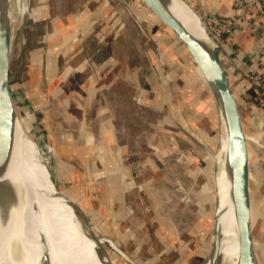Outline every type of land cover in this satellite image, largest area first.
Wrapping results in <instances>:
<instances>
[{"label": "rangeland", "instance_id": "374dc122", "mask_svg": "<svg viewBox=\"0 0 264 264\" xmlns=\"http://www.w3.org/2000/svg\"><path fill=\"white\" fill-rule=\"evenodd\" d=\"M25 2L20 12L16 1L10 2L11 21L8 23L10 90L15 111L26 133L42 152L43 160L57 189L64 198L73 202L85 221L87 218L96 237L104 241L107 238L105 229L93 223L97 215L87 214V212L89 208H91L89 212L94 211L92 207L100 208L103 204L104 191L109 190L110 180L122 177V181L126 183L123 188L131 187V190L139 188L136 191L142 198L141 208H139L143 210V213L146 212L145 215L150 216L154 227L158 228L164 224L162 221H166L168 214L167 225L175 227L180 232L178 236L186 245L197 248L202 242L207 243L205 257L199 259L191 257L188 260L191 264H204L215 236L211 226V222H214L212 215L215 194L213 157L217 149L221 122H219V111H217L213 93L194 58L173 32L141 0H25ZM96 7L101 10L99 16L104 21H110L112 31L121 33L127 26L126 49L131 51L128 53L142 54L141 59L136 58L137 62L143 60L145 66H149L146 71L143 69L141 75L136 74L138 82L141 81L139 86L142 92L140 96L137 94L138 99L142 102L149 93L154 99L152 94L156 92L152 90L154 88L160 94L167 93L172 97L173 110L166 107V116L160 111L135 106L131 99L128 100V92L124 91V106L135 114L137 120L140 119L142 128L139 130L137 122V130L133 132L131 125L134 124L126 121L131 132L135 135L139 130V134L137 138H133L134 141H128V144L125 142L126 145L132 143L134 148L130 147V150L136 153L121 154L119 159L123 164L126 162L129 164L126 163L127 167L125 169L122 167L120 170L104 171L103 165L108 166V164L105 163L106 154L101 147L91 148L87 154L72 152L74 150L72 139L78 125V113H73L76 109L72 103L73 100L65 97L77 87L79 80L85 79V75L75 73V85L73 86V83L65 89L66 93L57 91L56 99L53 96L52 102L46 107V117L42 113L45 112L44 107H41L42 99L36 97L33 89L39 77L45 79L46 76L52 80L51 86L48 87L50 92L54 93L56 88L55 78L58 76L60 62L57 57H54L55 35L53 32L51 31L48 42L44 40V35H47L46 32L49 29L48 21H82L75 13L86 8L93 11ZM39 10L43 12L42 15L39 14ZM94 19L91 15L85 17L86 21H94ZM152 21H158L157 36H154ZM200 22L207 32L204 22L201 19ZM96 32L97 40L105 43L106 36L100 31ZM78 48L77 44L72 52L74 57L70 54L75 65L78 64L80 56ZM62 58L63 65H68L70 61L67 56L63 54L60 59ZM157 66L160 73L157 71ZM223 66L225 67V64ZM47 70L49 72H46ZM194 75L199 80L192 78ZM128 76L131 77L129 74ZM188 76L191 84L184 87L182 81ZM165 84L169 86L166 91L163 86ZM162 98L163 101L165 98ZM61 109H63L62 113L58 114ZM164 126L168 129L167 132L175 135V145L179 151L169 153L164 148L163 145H168L167 129L165 130ZM61 128L64 130H60ZM257 142L261 143V140ZM205 178L209 182L208 187H205ZM127 181L131 182V186L129 184L127 186ZM66 194L74 196L78 201H72ZM133 199V196H126L124 202H131ZM96 211H100L98 214L102 215L101 209ZM198 215L201 219L204 217L207 226L205 240L202 233L196 230V222L200 220ZM70 216L74 217L73 212H70ZM135 238L137 239V236ZM23 246L44 257H56V251L40 242L29 240ZM91 246L96 262L103 264L94 250L93 242ZM102 246L107 251L112 264L111 254L121 257V254L116 252L117 250L109 243L104 241ZM134 248L130 247L128 251H125L132 264L134 258L144 255L143 251L134 250ZM148 252L145 251V254Z\"/></svg>", "mask_w": 264, "mask_h": 264}, {"label": "crops", "instance_id": "0c3cea01", "mask_svg": "<svg viewBox=\"0 0 264 264\" xmlns=\"http://www.w3.org/2000/svg\"><path fill=\"white\" fill-rule=\"evenodd\" d=\"M184 1L199 16L205 26L208 25L209 21H214L219 17H234L237 13L233 8V0ZM86 10L88 9L78 10L75 13L79 15L78 17L82 21H48L49 29L46 32L47 35H44V40L48 42L49 35L53 32L55 35L54 57H57L60 62V69L57 71L58 76L55 78L56 88L54 93L50 92L48 87L51 86L52 80L46 76L45 79L39 77L33 89L36 97L42 99L41 107H44L45 112H41L46 117V107L52 102L53 96L56 99L57 91H65L66 93L65 89L73 83L74 86L76 83L74 82L75 73L85 75V79L79 80L77 87L73 88L70 94L65 97L71 101L73 100L72 103L76 107L73 113H78L77 116L79 117H77V129L73 133L72 146L74 150L72 152L87 154L91 148L101 147L106 154L105 163L108 164V166L103 165L104 171L108 169L120 170L122 167L125 169L127 167L126 163H129L123 164L119 157L122 153H136V151L130 150V147L134 148L133 144L126 145V143L134 141L133 138L139 134L142 127L140 119L137 120L135 114L128 111L127 107L124 106V91L128 92V100L131 99L135 106L144 107L151 111H160L166 116V107L173 110L172 97L167 93L160 94L154 88L152 90L159 94L152 92L154 99L150 93L147 98L141 99L142 102L138 99L137 94L140 96L142 92H140L139 86L141 81L138 82L136 74L141 75L143 69L146 71L149 66H145L143 60L137 62L136 58L141 59L142 54L134 52L131 55V53H128L131 51L126 49L128 43L127 26L124 27L121 33L112 31L110 21H104L99 16L101 15L100 9L98 10L96 7L93 11ZM39 14L42 15L43 12L39 10ZM86 15L94 16V21H86ZM157 24L158 21H152L154 36L158 34ZM96 31H100L106 36L105 43H101L99 39L97 40ZM221 42L224 48L232 46L237 50L236 62H249L248 57L250 54L255 57L262 55L261 52L264 53V0H258L244 14L240 27L234 30L231 35L223 36ZM77 44L79 45L78 53L80 56L78 64L75 65V61L71 59L70 54L75 50ZM63 54L70 61L66 66L63 65V58L60 59ZM72 56L75 55L72 54ZM40 67L42 66L40 65ZM229 67L230 87L236 98L242 126L247 136L250 227L254 255L256 264H264V148H261L255 142V139H257L264 144V110H260L252 102L249 90L244 88L245 80L238 70L233 66ZM157 71L160 73L159 69ZM192 78L199 80L196 75ZM189 81L188 76L186 80L182 81V86L190 85ZM163 86L164 91L169 87L168 84ZM162 97L165 98L163 101ZM186 105L188 106L189 103L187 102ZM62 111L63 109L58 111V114H61ZM126 121L134 124L131 125L133 132L137 130L138 122L139 130L137 134L134 135L131 132ZM60 130L63 131L64 129L61 128ZM167 131L168 129L166 130L168 145L163 146L167 149V152L175 153V151H179L176 149L175 135ZM130 183L127 181V186L128 184L131 186ZM204 183L205 187H208L209 182L206 178ZM125 184L122 177L110 180L109 190L104 191L101 207H92L94 209L92 212H89L91 209L89 208L87 212V214L97 215V218L94 216L93 223L105 229L107 237L105 239L111 242L109 245L115 248L116 252H120L121 257L109 255L113 264H132L128 260L129 255L125 252L130 247L131 249L135 247L134 250L140 249L144 252V255H141L142 257L134 258L133 264H191V261L188 262L191 257L196 259L205 257L207 243L202 242L197 248L186 245L178 236L180 232L175 227L167 225L168 214L166 221H162L164 224L158 226V228L154 227L150 216L145 215L146 212L143 213V210L140 209L142 198L136 192L139 188L137 190H131V187L123 188ZM66 195L68 196V194ZM126 196H133L134 199L131 202H124ZM68 197L74 202L78 201L72 195ZM96 209H101L102 215L98 214L100 211H96ZM196 230L202 233L205 240L208 230L204 217L196 222ZM145 251L150 253L145 254ZM101 256L102 260L107 261L109 264V258L104 250Z\"/></svg>", "mask_w": 264, "mask_h": 264}, {"label": "bare ground", "instance_id": "6f19581e", "mask_svg": "<svg viewBox=\"0 0 264 264\" xmlns=\"http://www.w3.org/2000/svg\"><path fill=\"white\" fill-rule=\"evenodd\" d=\"M15 1L20 12L26 2ZM158 1L194 38L208 49L213 48L199 16L185 1ZM10 2L2 0L3 17L8 23L11 21ZM219 113L221 129L213 157L215 194L214 222H211L214 235H217L218 251H213L212 245L204 264H241L233 200V159L229 155L227 127L221 109ZM7 142L3 144L0 135V264H98L91 251V242L100 261L108 264L102 260L103 249H98L95 239L86 230L82 215L55 186L42 152L26 133L15 108ZM29 240L56 251V257H44L23 248ZM104 241L111 244L107 239Z\"/></svg>", "mask_w": 264, "mask_h": 264}, {"label": "water", "instance_id": "95a60500", "mask_svg": "<svg viewBox=\"0 0 264 264\" xmlns=\"http://www.w3.org/2000/svg\"><path fill=\"white\" fill-rule=\"evenodd\" d=\"M141 1L169 30H171V32H173L175 37L182 42L189 51L207 79L216 102L217 111L221 109L227 127L229 155L233 159V200L239 228L241 264H256L250 227L247 136L242 126L236 98L230 87L228 73L214 45L213 48L208 49L206 45L194 38L180 21L172 16L158 0ZM9 37L8 21L4 20L2 0H0V135L3 144L8 143L7 141H9L10 138L12 112L14 110V102L9 83ZM220 120L219 116V122ZM84 224L86 230L89 231L95 239L98 249H103L102 243L104 241L100 242L98 237L92 232L87 218L86 221L84 220ZM4 242L5 238L3 240V243ZM103 250L108 257L107 251H105V249ZM214 250L216 252L218 251L216 234L213 242V251ZM109 264H112L111 261Z\"/></svg>", "mask_w": 264, "mask_h": 264}, {"label": "built area", "instance_id": "2783aa9c", "mask_svg": "<svg viewBox=\"0 0 264 264\" xmlns=\"http://www.w3.org/2000/svg\"><path fill=\"white\" fill-rule=\"evenodd\" d=\"M258 2V0H233V8L237 11L234 17H219L214 21H209L207 33L211 38L214 47L216 48L227 73L229 66H233L238 70L239 74L245 80L244 88L249 90L252 102L260 110H264V53L260 56L249 55V62H236L237 50L229 46L223 47L221 38L223 36L231 35L234 30L240 27L244 14L251 9V7ZM227 64V66H226ZM260 147L264 148L263 142L258 143Z\"/></svg>", "mask_w": 264, "mask_h": 264}, {"label": "trees", "instance_id": "16d2710c", "mask_svg": "<svg viewBox=\"0 0 264 264\" xmlns=\"http://www.w3.org/2000/svg\"><path fill=\"white\" fill-rule=\"evenodd\" d=\"M229 77V76H228Z\"/></svg>", "mask_w": 264, "mask_h": 264}]
</instances>
